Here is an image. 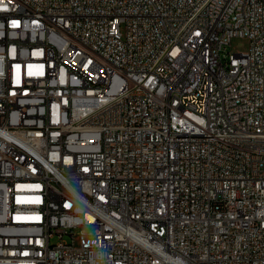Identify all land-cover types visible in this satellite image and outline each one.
Instances as JSON below:
<instances>
[{
    "label": "built area",
    "instance_id": "1",
    "mask_svg": "<svg viewBox=\"0 0 264 264\" xmlns=\"http://www.w3.org/2000/svg\"><path fill=\"white\" fill-rule=\"evenodd\" d=\"M0 264H264V0H0Z\"/></svg>",
    "mask_w": 264,
    "mask_h": 264
},
{
    "label": "rangeland",
    "instance_id": "2",
    "mask_svg": "<svg viewBox=\"0 0 264 264\" xmlns=\"http://www.w3.org/2000/svg\"><path fill=\"white\" fill-rule=\"evenodd\" d=\"M228 49L231 53L247 52L249 50V40L242 37H234Z\"/></svg>",
    "mask_w": 264,
    "mask_h": 264
}]
</instances>
